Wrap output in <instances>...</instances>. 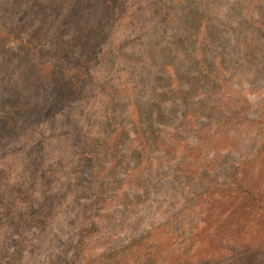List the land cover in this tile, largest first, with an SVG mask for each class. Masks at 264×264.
<instances>
[{
    "label": "rangeland",
    "instance_id": "374dc122",
    "mask_svg": "<svg viewBox=\"0 0 264 264\" xmlns=\"http://www.w3.org/2000/svg\"><path fill=\"white\" fill-rule=\"evenodd\" d=\"M0 264H264V0H0Z\"/></svg>",
    "mask_w": 264,
    "mask_h": 264
},
{
    "label": "trees",
    "instance_id": "16d2710c",
    "mask_svg": "<svg viewBox=\"0 0 264 264\" xmlns=\"http://www.w3.org/2000/svg\"><path fill=\"white\" fill-rule=\"evenodd\" d=\"M239 180L234 181L235 186L237 187L238 197L240 202L243 204V211L247 210L258 202L257 190L254 185H251L249 180ZM244 215L243 217H245Z\"/></svg>",
    "mask_w": 264,
    "mask_h": 264
}]
</instances>
